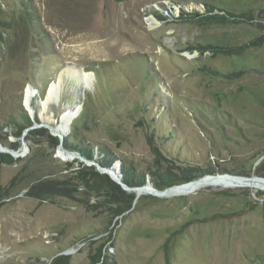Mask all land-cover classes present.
<instances>
[{
	"label": "rangeland",
	"instance_id": "rangeland-1",
	"mask_svg": "<svg viewBox=\"0 0 264 264\" xmlns=\"http://www.w3.org/2000/svg\"><path fill=\"white\" fill-rule=\"evenodd\" d=\"M29 1L36 35L8 29L0 43L2 145L18 140L22 148L6 126L21 122V107L53 127L69 106L80 107L77 117L88 93L87 122L71 133L74 112L64 136L96 154L110 150L121 179L123 166L143 185L185 167L194 180L264 177V0ZM20 8L21 0H0V18L17 20ZM64 69L93 77L83 88ZM25 136L29 150L0 163V264H264V190H124L131 209L116 216L122 205L81 189L72 174L93 165L63 158L46 137ZM48 179L67 194L29 195Z\"/></svg>",
	"mask_w": 264,
	"mask_h": 264
},
{
	"label": "trees",
	"instance_id": "trees-1",
	"mask_svg": "<svg viewBox=\"0 0 264 264\" xmlns=\"http://www.w3.org/2000/svg\"><path fill=\"white\" fill-rule=\"evenodd\" d=\"M206 10L208 12L213 11V6L209 4H205ZM197 15V14H196ZM161 18V16H158ZM247 17V16H246ZM13 16L6 18H0V43H5L3 35V31L8 29L20 30L24 35H28V38L36 35V32L39 30V17L36 16L35 9L33 8V4L29 0H21V8L18 19L14 20ZM246 19H251L246 18ZM18 20L21 21L20 25L18 23ZM34 85V84H33ZM36 87V86H35ZM38 90V97L39 99L42 98V86L36 87ZM85 98L83 101V107L80 112V114L73 120L71 123V133L74 132L75 128L78 127L80 124L86 123L87 119L89 117V100H88V93L85 94ZM32 106L34 104L31 103ZM20 114H21V122H15L13 120H10L6 123L7 127H10L11 125L13 128L8 132V134L13 135L16 139H20L21 134L23 130L33 124L32 119L30 118V115L21 107L20 108ZM36 123H39L37 111L34 110V119ZM73 135V134H72ZM39 136L46 137L47 141L52 145V147L56 146L58 144V138L55 136H52L48 133V131L45 128L39 127L32 130H29L27 132V135L25 136V139H37ZM33 140V141H34ZM34 143H38L37 140ZM10 149H17L18 146V140L16 141H6L4 142ZM151 144V143H149ZM63 146L69 149H72L74 151L79 152L80 155L84 156L87 159H93L100 164L102 167H111L112 162L114 161V156L112 155V152L110 150L105 149L104 147L99 148L98 153L96 154L94 152V148L92 146L88 145H78V144H72L68 138H64ZM152 151L155 154H158V149L153 144L150 145ZM96 154V156H95ZM16 159H14L12 156H10L7 153H0V163H13ZM121 175H122V182L127 184L128 186H140L145 183V179L143 176L139 173H137L132 168H125L124 166L121 167ZM170 170H166L165 172H160L157 174V179L159 181H155L153 183L154 187L157 189H163L166 187H169L173 184H178V182H188L195 179V175L191 174L190 167H185L182 169V175L176 176L174 173L170 174L168 173ZM74 173V178H76L77 182H79V187L82 189H88L89 191H94L96 193L95 196L102 197L103 199L106 198V202H108V198L111 201L115 200V203L117 205H122L119 209V212L116 213V216L123 217L128 211L131 209V200L132 195L125 192L123 189L120 188L118 184H116L114 181H112L107 174H101L99 173L94 167H88L86 170H80L76 169L72 171V174ZM42 182L38 184H33L29 187V195H33L36 197H43L47 195H55V194H63L66 195L67 192L62 190V188H58V184L55 183V185H52V182L48 180H41ZM55 186V187H53ZM57 187V188H56ZM39 192H42L40 194ZM112 203V202H111ZM116 207V206H115ZM119 208V207H117ZM112 209V206H111ZM101 255L100 252L93 257L94 263H96L100 259Z\"/></svg>",
	"mask_w": 264,
	"mask_h": 264
},
{
	"label": "bare ground",
	"instance_id": "bare-ground-1",
	"mask_svg": "<svg viewBox=\"0 0 264 264\" xmlns=\"http://www.w3.org/2000/svg\"><path fill=\"white\" fill-rule=\"evenodd\" d=\"M154 22V21H153ZM152 22V23H153ZM64 73L66 74L65 76H69L72 79H74L75 83L78 84L79 86H82L84 88L83 84L88 83L92 77L93 74L90 72L86 71H73L70 72L69 69H64ZM63 75V72H62ZM61 75V76H62ZM62 78V77H61ZM59 78V80L61 79ZM58 85V82H57ZM57 86L54 84H50L47 89V95L46 99L43 103L48 104L49 101L52 98V94L57 91ZM56 93V92H55ZM73 109L74 107L70 108H65L64 111L62 112L60 116V122L57 125L55 124L56 131L59 133L65 134V129L68 126L69 121L72 119L73 116ZM65 159H74L75 157L71 155L70 153H62L61 155ZM186 184L181 187H172L169 188L164 196H172V195H181V194H189L197 191L198 189L206 186H217V187H222V188H230V187H248L251 189H260L264 190V180L261 179H256V178H247L245 176H237V175H231L225 173L224 175L221 176H216V177H210V176H205V178L200 179L198 181H191L189 183L185 182Z\"/></svg>",
	"mask_w": 264,
	"mask_h": 264
},
{
	"label": "water",
	"instance_id": "water-1",
	"mask_svg": "<svg viewBox=\"0 0 264 264\" xmlns=\"http://www.w3.org/2000/svg\"><path fill=\"white\" fill-rule=\"evenodd\" d=\"M118 1V0H116ZM31 85H28L29 89L31 88L30 87ZM28 102L27 104L25 103V106L28 107L29 106V100L26 101ZM79 109L80 107H77L73 110V112H75V117L77 115V113L79 112ZM28 110V108H27ZM32 121H33V124L27 128H25L21 134V149L20 150H14V149H10L8 148L7 146L5 145H2L0 143V151L4 152V153H7L9 154L10 156H13V157H18L20 155H23L25 154L26 151L29 150V145L28 143H26V141H24V136L27 134V132L31 129H35L37 127H40L42 126V124L40 123H36L34 120H33V116H30ZM71 123V122H70ZM59 124V123H58ZM57 124V125H58ZM70 125V124H69ZM69 125L67 126V131H70V127ZM44 128H46L48 130V132L50 133V135L52 136H55L58 138L59 140V143L57 145V148H56V151L57 153H60L59 155H61L62 153H70L71 155H74L76 156L77 158H79V160L87 165H93L95 167V169L101 173V174H107L114 182L118 183L120 185V187L123 189V190H127V191H135L137 193V195L141 194V193H152L154 195H157V196H164L165 192L169 189V188H172V187H181V186H184L186 183H181V184H175V185H171L167 188H164L162 190H157L153 184L151 182H147V184L145 185H141V186H136V187H131V186H128L127 184H125L124 182H122L121 180V177L120 175H116L114 171H112V166L111 167H102L100 166V164L98 162H96V160H88L86 159L84 156L80 155L77 151H69V150H64L63 149V146H62V143H63V140H64V134L62 133H59L58 131H56V127L57 126H50V125H44ZM120 168L118 167V170ZM221 175H224V174H220V173H216V174H209V175H206V176H210V177H216V176H221ZM228 175V174H227ZM204 176H202L203 178ZM251 178H256V179H261V180H264V177H259V176H251ZM200 179V178H199ZM195 181H198V180H194ZM189 183V182H187ZM65 254L67 252H64Z\"/></svg>",
	"mask_w": 264,
	"mask_h": 264
}]
</instances>
